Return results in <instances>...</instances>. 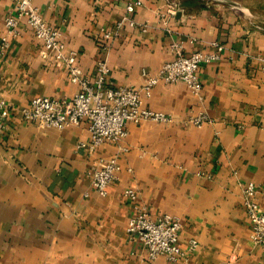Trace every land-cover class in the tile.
<instances>
[{
    "label": "crops",
    "instance_id": "1",
    "mask_svg": "<svg viewBox=\"0 0 264 264\" xmlns=\"http://www.w3.org/2000/svg\"><path fill=\"white\" fill-rule=\"evenodd\" d=\"M33 1L77 53L84 76L92 79L106 59L110 88H140L144 73L155 75L173 59L176 42L185 55L214 51L213 43L223 51L198 71L200 98L182 83L153 88L145 105L172 123H129L119 144L79 148L90 138L86 121L56 130L23 119L20 109L36 97H70L79 86L24 24L2 49L15 4L0 0V94L9 104L0 113V264H177L165 256L149 260L142 243L129 238L135 205L154 219L180 218V248L198 244L188 264H264L243 207V185L264 184V26L239 8L204 0L165 24L159 12L183 0H142L131 15L135 24H124L105 51L103 31L114 30L132 0ZM200 112L206 124L187 123ZM111 157L120 180L101 197L91 173ZM257 199L264 212V197Z\"/></svg>",
    "mask_w": 264,
    "mask_h": 264
},
{
    "label": "built area",
    "instance_id": "2",
    "mask_svg": "<svg viewBox=\"0 0 264 264\" xmlns=\"http://www.w3.org/2000/svg\"><path fill=\"white\" fill-rule=\"evenodd\" d=\"M14 14L5 18V32L1 37L2 49L7 48L12 38L19 34L24 24L31 30L44 50L51 54L55 66L62 67L69 75L70 81L79 86V91L70 97L39 96L27 106L20 109L25 121L36 123L41 128L62 130L67 127L88 123L90 135L88 142H81L78 147L95 150L104 144H119L127 136V124L139 125L145 121L161 124L173 122V118L164 112L154 111L145 105V100L152 95L153 88L159 83H182L190 93L200 98L202 83L198 71L204 64L220 58L223 46L212 45L214 51H196L189 55L183 53L181 43L171 44L174 54L172 60L162 64L155 75L144 73V83L140 88L106 86L108 65L106 59L97 62L93 78L84 76L77 62V53L67 48L62 33L50 25L41 15L33 0H13ZM143 5L142 0H132L126 6V15L115 25L114 30L103 31L100 47L107 50L109 40L126 23L133 26V12ZM180 9L178 1L168 4L165 11H160V18L166 24L167 17H174ZM264 74V59L261 60ZM9 108V104L0 94V113ZM205 113L190 116L188 124L201 128L208 122ZM121 167L117 157L102 159L91 173V186L101 197L108 194V186L120 180ZM264 197V184L248 181L243 185V207L250 224V240L262 247L264 252V212L261 210L257 196ZM124 195L131 201L137 196L133 189L124 190ZM182 230L180 218L164 214L156 219L139 205L134 206V213L129 218L126 233L129 238L142 243L149 260L165 256L177 264H188L189 255L197 248V241L191 240L186 251L179 246Z\"/></svg>",
    "mask_w": 264,
    "mask_h": 264
},
{
    "label": "rangeland",
    "instance_id": "3",
    "mask_svg": "<svg viewBox=\"0 0 264 264\" xmlns=\"http://www.w3.org/2000/svg\"><path fill=\"white\" fill-rule=\"evenodd\" d=\"M204 2L221 3L239 8L264 26V0H204Z\"/></svg>",
    "mask_w": 264,
    "mask_h": 264
},
{
    "label": "water",
    "instance_id": "4",
    "mask_svg": "<svg viewBox=\"0 0 264 264\" xmlns=\"http://www.w3.org/2000/svg\"><path fill=\"white\" fill-rule=\"evenodd\" d=\"M180 9L183 8H190V7H196L199 5V0H183V1H178ZM180 15V12L177 13V16Z\"/></svg>",
    "mask_w": 264,
    "mask_h": 264
}]
</instances>
